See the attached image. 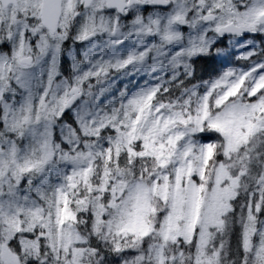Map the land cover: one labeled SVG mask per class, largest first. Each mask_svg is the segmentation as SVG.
Returning <instances> with one entry per match:
<instances>
[{"label": "snow or ice", "instance_id": "snow-or-ice-1", "mask_svg": "<svg viewBox=\"0 0 264 264\" xmlns=\"http://www.w3.org/2000/svg\"><path fill=\"white\" fill-rule=\"evenodd\" d=\"M0 264H264V0H0Z\"/></svg>", "mask_w": 264, "mask_h": 264}]
</instances>
